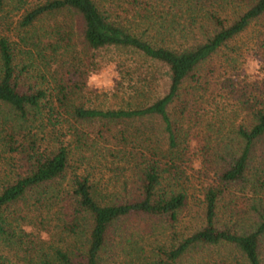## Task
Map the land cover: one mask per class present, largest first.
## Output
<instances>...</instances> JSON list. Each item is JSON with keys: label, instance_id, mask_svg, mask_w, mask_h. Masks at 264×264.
Returning a JSON list of instances; mask_svg holds the SVG:
<instances>
[{"label": "trees", "instance_id": "1", "mask_svg": "<svg viewBox=\"0 0 264 264\" xmlns=\"http://www.w3.org/2000/svg\"><path fill=\"white\" fill-rule=\"evenodd\" d=\"M138 1L157 6L152 13L167 7L171 19L153 17L144 29L131 28L125 16L134 12ZM239 1L244 3L241 10L223 12ZM121 2L37 0L23 9L17 24L24 27L47 13L71 12L80 21L79 43L85 49H124L130 57L126 63L113 60L120 78L111 88L120 92L124 104L102 107L72 101L84 84V73L74 64L77 51L68 42L65 25L54 28L51 50L60 53L53 56V65H47L53 77L49 86L20 85L23 67L14 62L12 42L0 35V102L8 110L0 121V142L10 153L11 168L18 160L21 169L0 180V235L11 225L9 216H15L32 226L53 220L62 238L71 239L49 245L37 264H103L110 229L119 218L129 214L176 218L187 197L180 165L194 145L189 120L197 91L214 71L215 54L225 47L233 49L231 42L250 26L260 29L264 14V0H128L127 6ZM177 13L190 15L186 25L173 21ZM204 22L209 26L202 34L186 36L191 26L200 30ZM259 32L255 44L264 66V31ZM90 63L95 67L89 60L86 69ZM164 77L165 87L158 94L156 86ZM245 108L249 118L233 125L227 136L229 159L213 170L214 176L201 189V224L169 248H157L159 264H179L200 244L234 250L212 264H264V203L254 201L245 210L252 213L245 226L216 225L218 201L231 186L248 183L254 196L264 191V103L254 99ZM75 150L81 155L75 157ZM87 150L100 155V165L117 170L112 182L100 181L95 171L81 166L83 159L88 162L83 156ZM110 183L121 187L110 191Z\"/></svg>", "mask_w": 264, "mask_h": 264}, {"label": "rangeland", "instance_id": "2", "mask_svg": "<svg viewBox=\"0 0 264 264\" xmlns=\"http://www.w3.org/2000/svg\"><path fill=\"white\" fill-rule=\"evenodd\" d=\"M35 1L37 0H24L23 2L3 0L0 6V35H6L12 42L15 48L14 62L17 67H23L20 85L22 87L52 85V70L48 69L47 65H53V56L57 58L60 53L59 49L51 50L53 49L51 42L56 40L57 35L54 28L65 25L71 37L68 42L77 51L74 64L78 70L83 69L84 73V84L72 95V101L102 107L124 104L120 92H114L112 89L104 91L96 87L90 88L87 80L89 73L94 72L100 76L102 81L111 79L114 83L116 78L112 73H118V66L113 60L126 63L130 54L122 48L108 47L94 51L85 49L79 43L80 21L76 14L71 12L47 13L35 19L30 25L20 27L17 24L20 14L24 8ZM121 3V6L129 5L128 0H122ZM146 4L140 1L135 2L134 12L132 14L129 12L125 16V24L136 30H142L148 26L147 21L150 18L154 17V20L162 22L171 19L172 16L166 13L167 7L164 6L162 12L158 14L159 11L151 12L157 6ZM243 5L241 1L232 6L227 5L223 12L232 15L233 11L241 10ZM188 16L185 13L183 15L177 13L173 21L186 25ZM259 23L261 24L260 29L257 24H254L237 36L231 42L233 49L225 47L215 54L212 59L214 71L204 77L205 82H202L204 87L197 91L199 97L193 102L192 109L194 110L193 112L191 110L193 115L189 120L194 145L188 148L190 155H187V159L180 165L185 174L182 179L185 180L187 187L184 206L177 210L174 220H169L167 216L147 214H129L119 218L110 229L105 250L101 255V263L159 264L157 248H169L184 233L201 224V189L214 176L213 170L229 159V152L232 149L229 145L231 141L227 136L232 135L231 128L249 118L250 115L245 107L254 99L257 104L260 101L264 103V75H262L264 66H262L261 52L255 44L260 37L259 31H264V14L261 15ZM207 26L209 25L206 22L200 30L198 27L191 26V31L185 29L186 36L189 38L199 36L203 30L208 29ZM132 57L136 56L132 54ZM89 60L96 65L93 67L90 63V67L86 69V62ZM251 60L259 63L258 69L251 70ZM74 74L75 71L71 69L68 77L72 78ZM164 87L165 77L158 81L156 93H161ZM7 113V107L0 102V121ZM222 136H225L223 141L219 140ZM75 151V157L81 155L78 150ZM201 155H203L202 158ZM83 156L88 159V162L83 159L81 166L86 165L95 171V176L100 181L109 178L111 180L109 182H112L117 170L100 165L102 160L97 152L87 150ZM196 156L199 159H196ZM10 161V153L3 148L0 142V180L9 178L14 172L21 170L18 160L12 168ZM197 161L200 164L199 168L193 167L194 162ZM77 170L80 171V168ZM68 176L67 174L63 179L61 186L66 183ZM108 186L110 191L119 190L121 187L119 183L117 186L111 183ZM255 194L254 196V193L250 191L248 183L231 186L230 192L218 201L216 225H231L236 228V226H245L249 223L252 213H246L245 210H250L254 201L264 203V191L258 190ZM14 217L9 216V220H12L11 225L4 236L0 235V261L8 264H37L42 257L41 253L46 252L49 245H62L64 240L68 242L71 240L67 236L62 238L60 229L53 226V220L49 224L44 222L32 226L24 225L23 221L14 219ZM29 228L31 230L27 231L26 229ZM41 233H46L47 238H42ZM233 251L228 245L200 244L193 247L179 264H212L220 257L233 255L235 253ZM231 264L237 263L234 261Z\"/></svg>", "mask_w": 264, "mask_h": 264}, {"label": "clouds", "instance_id": "3", "mask_svg": "<svg viewBox=\"0 0 264 264\" xmlns=\"http://www.w3.org/2000/svg\"><path fill=\"white\" fill-rule=\"evenodd\" d=\"M250 64H251V70H256V69L259 68V63L256 60H251ZM112 75L115 76V78L117 80L120 78L119 74L116 73V72H113ZM262 75H264V74H262ZM87 85L90 88L91 87H96L97 89H103L104 91H107V90L115 87V85H114V83H113V81L111 79H109L107 81H102L100 76L98 74L94 73V72L89 73L88 80H87ZM193 167L199 168L200 167L199 162L198 161L194 162ZM26 230L30 231L31 229L29 228V229H26ZM41 237L42 238H47V234L46 233H41Z\"/></svg>", "mask_w": 264, "mask_h": 264}]
</instances>
